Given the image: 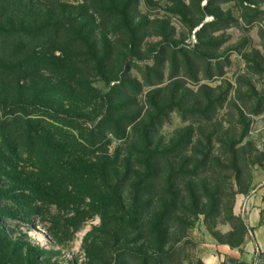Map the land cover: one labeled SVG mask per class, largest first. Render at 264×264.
Returning <instances> with one entry per match:
<instances>
[{
	"label": "rangeland",
	"instance_id": "obj_1",
	"mask_svg": "<svg viewBox=\"0 0 264 264\" xmlns=\"http://www.w3.org/2000/svg\"><path fill=\"white\" fill-rule=\"evenodd\" d=\"M25 2L66 28L0 43V264H264V0Z\"/></svg>",
	"mask_w": 264,
	"mask_h": 264
},
{
	"label": "trees",
	"instance_id": "obj_2",
	"mask_svg": "<svg viewBox=\"0 0 264 264\" xmlns=\"http://www.w3.org/2000/svg\"><path fill=\"white\" fill-rule=\"evenodd\" d=\"M25 1L26 0H0V43L8 41L9 38H13V37L17 38L16 39L17 41L12 46L13 47L12 50L14 51V54H18L22 52L28 53L27 47L31 45V43H28L29 37L37 34L39 39H43V38L45 39V38H49L48 36L50 33L48 32L53 31L59 34L60 31L58 27H61L64 30V32L66 28V23H59L57 21H53L55 17L50 15L48 11L46 15H42V11H40L37 17L39 21V28L38 30L34 31L32 28L31 22H29V19H28L30 18V16H32V7H31L32 4L31 3L28 4V2H25ZM45 42L46 41H43L42 45L48 42L50 43L51 41H47L46 43ZM16 69L17 67H15L14 65H11L9 69V73H8L9 82H14V78L16 76ZM130 120H132L130 119V117L118 118V122L119 123L121 122L124 128L128 126ZM54 121L57 123V125L52 124L51 122L47 120H43L41 123L42 124L41 126V125H37L36 119L34 120L30 119L28 122H26L27 125H30V128H28L29 130L27 129L28 131H26V134H30L31 132L36 137V135L39 132L41 134L45 130H55L59 132L64 131L63 126L67 124L66 121H63V120H54ZM117 124L115 125L116 127L110 129L112 130L110 131L111 133L115 134V132H120L122 128H117ZM0 126L3 128L2 130H0V136L2 137L3 140L5 139L4 143L1 144V147H0L2 148V151H0L1 153L0 157L2 159V156L9 154L11 156L10 158L11 161H13L16 158L17 153L21 150V146H22L21 142L16 143L14 140H12L14 139L13 136H17L16 139L20 141V138H18L19 131L15 130L14 129L15 124H12L9 132L5 134L4 133L5 129H8L7 124H4L2 122L0 123ZM44 138L45 139L40 138L39 139L40 142L36 143L35 147L32 146L33 147L32 154L34 155V161L36 162L38 166L37 168L41 172L44 171L43 168H47V164L49 160L45 158V155L43 156L44 153L41 152L42 153L41 155L39 153V150L43 148L47 142L48 143L51 142L52 138L56 139L54 136H50V137L45 136ZM76 142L77 144L81 143L80 144L81 146L82 144H84V146H82L83 149H88L95 145L93 136L89 138H85V140L83 139L81 142L80 141H76ZM59 146L61 145L59 144ZM82 178L83 177H80V179H76L74 182H76V184H79L82 182Z\"/></svg>",
	"mask_w": 264,
	"mask_h": 264
},
{
	"label": "crops",
	"instance_id": "obj_3",
	"mask_svg": "<svg viewBox=\"0 0 264 264\" xmlns=\"http://www.w3.org/2000/svg\"><path fill=\"white\" fill-rule=\"evenodd\" d=\"M249 208H250V203H249V207L246 208L247 209L246 215H244L245 222H246V225H248L249 227L255 228L254 232L257 233L258 232L256 229L258 225L257 215L254 212H249L248 211ZM243 245H244V248H246V250L250 249L249 243H244ZM219 250L224 255L231 256L234 258L241 256L238 249H231L229 247L226 248V246H222L219 248Z\"/></svg>",
	"mask_w": 264,
	"mask_h": 264
},
{
	"label": "built area",
	"instance_id": "obj_4",
	"mask_svg": "<svg viewBox=\"0 0 264 264\" xmlns=\"http://www.w3.org/2000/svg\"><path fill=\"white\" fill-rule=\"evenodd\" d=\"M262 91L264 93V75H263V78H262ZM259 150L261 152V155H262V163H261V169L264 173V134L262 135L260 141H259Z\"/></svg>",
	"mask_w": 264,
	"mask_h": 264
},
{
	"label": "bare ground",
	"instance_id": "obj_5",
	"mask_svg": "<svg viewBox=\"0 0 264 264\" xmlns=\"http://www.w3.org/2000/svg\"><path fill=\"white\" fill-rule=\"evenodd\" d=\"M42 237V235H40Z\"/></svg>",
	"mask_w": 264,
	"mask_h": 264
}]
</instances>
